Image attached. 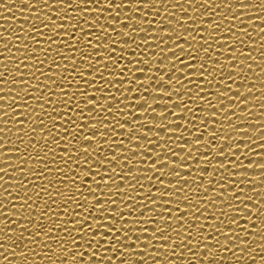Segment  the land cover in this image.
<instances>
[{"label":"bare ground","instance_id":"bare-ground-1","mask_svg":"<svg viewBox=\"0 0 264 264\" xmlns=\"http://www.w3.org/2000/svg\"><path fill=\"white\" fill-rule=\"evenodd\" d=\"M0 2L7 4V9L0 8V60H3V64L0 65V71L4 72V76L0 77V80H6V84H0V88L6 89L3 92H0V96H15L16 99H8V100H0V104L5 105L4 108L0 109V114L5 111H8L10 108H16L17 104H21V108H17V112L24 111L29 113L30 117L27 119L26 117L20 116L17 119L24 120L25 124H19L17 120H14L13 117L16 115L13 113L7 117H2V119H6L9 123L7 125L0 123V128L7 129L5 132H0V136H4L6 140L9 141L7 148H16L18 151L16 152H8L7 155L0 157V168L8 167V172H0V177H3L0 180V237H4V239H0V253H3V256H0V261L3 264H91L90 261L87 262V257L90 253L87 251V246L84 245L83 240L80 239V236H83V239H88L87 229L85 226L84 233H76L73 227L70 224L63 223L66 219L68 220H77L82 217L78 215H74V213H80L82 211L81 208L76 207V201H79L80 204L87 206L85 200L81 199L80 194L76 191V188L73 186L71 188H67L63 183H58L59 180L63 179L64 175H72L77 176L76 178L79 180L80 176L77 172L71 173H63L56 174V176L50 177L52 179L51 184L48 181L43 179H35L31 173L43 172L44 167L43 163L47 162V159L51 157V153L48 152L49 148H56L57 153L62 152L64 149L62 145L65 141H61V146L57 147L54 144H51V141H48L45 144L44 140L41 138L43 136V132L39 130L42 125L41 124H33L32 118L35 120H42L45 123L51 125L53 122L47 115L41 116L39 113L42 111L38 105L43 103L42 100H32L27 104V107L23 104L24 101L19 99L17 92L21 91L23 87L26 85L13 84L12 80H20L21 77L16 76L15 72H27L34 71L31 69V63L34 61L24 60L25 49L23 45L27 44L29 48L31 47H44L48 48V43L42 39V37L36 36L35 32H31L32 28H41L42 23H49L45 21L43 17L45 15L52 16L53 20L56 19L55 12L59 11V7L61 6H52L51 11L48 7H45L43 3H37V0H11V3L8 0H0ZM52 0H49L51 4ZM72 0H68V3H71ZM240 3H244L246 5H253V7L240 8L237 10V5ZM262 0H211L210 5H205L204 0H198L193 5H188L185 3V0H171V4L165 3L159 4L154 3L153 8H144L143 5L140 6V12L137 13L132 11L131 9H117L120 12V19L123 17L127 18V12L131 11L133 17L137 19L151 20L152 24L143 25V27H147L149 29V33H151L152 28H159V22L161 20L164 21V27H171L167 21L173 20V24H183L184 21L179 20L178 18L183 16V19H187L189 16H194L195 20H188V25H193L197 23L200 19H204V23L208 24V22H214L219 24V30L224 29L225 27H230L232 29L231 33H223V35L227 37H222V39L230 40L233 44L236 43L235 36H239L240 40L243 41L241 44L240 41H237V44L233 46L234 49H239V52L233 53V56H239L241 59H246V64L240 65L237 61H233V65L236 68H243L242 72H234L229 71V66L225 64L223 69H220L219 72H223L224 75H232L236 76V79L229 80L228 85H232V88H228L227 85H222L217 82L218 79H222L223 77L219 76V72L217 74V80L212 79L211 76L207 74L208 65L212 66V61H207L208 65L204 71L206 72L205 77L200 78L204 79L205 83L201 85L205 87V92L201 93V96H206L207 99L204 101H200L197 99L196 101H187V95L183 97L185 99V103L189 104V108L185 111L181 108L173 109L171 101H168L169 105H166L161 101L158 105H153V107H158L157 112L163 111V109L167 108L168 111L165 114V117H159L156 113L149 111L147 113L144 112L143 109H137V112L149 123H157L159 124L163 121L165 124L169 119L174 122L181 123L179 127L183 129H175L176 134H166L162 129H155L156 131H160V136L162 139H166V135L169 137L168 144L169 147L173 149V151L180 152L179 155L183 157L185 154L183 150L179 147H176V144H183L186 141L190 143L189 135L190 133H196L197 127L200 129V134L196 138H203L204 140L201 142L202 144H207L209 140H211V144L207 145L209 153L212 156V163L208 165V170H212L216 165L223 162L231 161L232 163L228 165L226 169L216 168V175L212 171L199 173L197 171L198 167H203V165H197L196 162L190 161L188 159L179 160L176 162L177 164H191L184 165V170L174 169L175 171H181V174L186 176L189 179L188 185H185V192H187L192 198L193 203H198L199 201L195 198L199 196L202 202L207 206L206 208H201V213L215 214L220 216V220L216 222L213 226L208 222L204 221V217H200V221H196L195 223H204L205 227L201 229V231L208 237V240H201L200 245L207 244L206 248L197 245L193 247L192 244L187 243L185 241L186 247H172L163 249L160 248L159 245L163 243H170L164 241L154 240L149 233H142L143 236H146L151 243L145 244L143 242L137 241L136 243L133 240L136 237L129 233V236H132L131 239H125L121 241L126 248H128V252H124L120 247L116 248V251L113 252L111 250L112 245H107L103 241L97 243L96 241H92V246L94 250L98 253L97 256L93 257V264H141L139 257L143 256L144 261L143 264H157L159 261H164V264H167L168 261H173L172 264H264V240L260 239L261 236H264V231L257 232L255 229L261 227L264 228V216L261 213H264V169L260 168L258 165L264 164V108L261 105H264V32H261V29L264 28V5H261ZM231 5V7H228ZM259 5L260 11H259ZM97 5H93L92 7H96ZM103 6V3L101 5ZM135 7V5H133ZM187 8L188 11H182L181 9ZM198 8L199 11H193V9ZM153 9H159L155 13L152 14ZM214 9V11H213ZM111 9H107L105 12L96 14V13H88V19L91 21L93 17L97 16V23L104 24L107 27H112V25L107 24V21L110 19H118L115 13L112 15H108L111 12ZM206 12H211L210 16ZM143 13H148V15H143ZM175 15H171V14ZM205 13V16L203 15ZM71 10L63 13V15H71ZM256 17H259L256 19ZM231 18V19H230ZM254 21V22H251ZM62 22V21H61ZM142 25L136 24L135 22H129V30L132 28H139ZM88 27V26H85ZM201 27H205L202 25ZM247 29L246 32H242L243 29ZM48 35H51L50 32L46 28L41 29ZM94 34H98L102 30L93 29ZM127 31V30H125ZM171 31V30H168ZM181 31H183L181 29ZM186 31H191L193 36L203 35L198 34L191 27H186ZM211 31V30H209ZM149 33H140L133 32L132 37H123L124 40L131 41L135 39L137 44L133 45V49H125L124 51L139 52L140 56H142L146 60H151L152 63L150 65H145L143 62L139 65L145 69L143 73H135L137 77L140 79H145V77H153L152 85H133L134 87L148 88L149 90L152 87H161L163 86L166 90H170V86L160 81L156 83L157 73L163 75L166 72V69L160 67L161 64H169L170 57L177 56L180 53V49H176L175 52L168 51L169 48L172 47L170 42V37L163 34V32L157 30L156 33H151L155 36V39L150 41L148 44L139 43L144 39L148 38ZM235 34V35H233ZM77 37L82 36L81 32L76 33ZM120 35L119 28H116L115 32L109 34L110 39H119L117 37ZM184 35L188 36V41L186 43H193L191 41V35L184 33ZM31 36H35L36 39H41V45L34 44L31 39ZM206 39V33L204 35ZM53 39H57V37H53ZM60 39H64L60 37ZM91 39V37H90ZM199 39V37H197ZM71 43V41H69ZM213 43L214 47L217 48L219 59L217 63H224L227 57L230 55L229 50L219 49L223 48L226 45L220 44L217 42ZM7 45V48L4 47ZM118 48V45H113ZM203 43H201V47H204ZM127 47V46H126ZM187 47V45H184ZM55 48V45L52 46ZM83 48V45H81ZM63 51V50H62ZM91 51V50H89ZM119 52V49H117ZM219 51H223L224 53H219ZM250 53L249 56L245 57L242 55L243 53ZM41 60H44L43 70L44 72H48L49 70L53 71V74H57L56 71L58 69L51 68V59H46L43 56V52H38L31 55H38ZM50 57L55 55L54 51H50L48 54ZM80 53H77V57H79ZM101 55L105 57L107 60V53L102 52ZM203 55V53H201ZM215 55V54H214ZM8 57L11 60L7 59ZM155 57L156 59H153ZM254 57L255 59H252ZM140 58L139 56L137 57ZM98 59V58H97ZM175 59L174 57L172 58ZM183 59V57H181ZM22 62V63H21ZM78 62V60L76 61ZM199 62V61H198ZM55 63H60L59 60L55 61ZM65 64H68V67L71 68V61L65 60ZM83 63V61H80ZM92 63L91 58H89V64ZM24 64H30L29 69L24 67ZM251 65V67H248ZM182 66V65H181ZM39 67V65H38ZM129 67H132L131 65ZM87 65H81L80 70L85 72V75L91 79H98L97 74L89 73L85 71ZM149 68H152V71H148ZM175 71V70H174ZM109 73H105L108 75ZM177 76H181V73H175ZM37 76H40V73H36ZM67 76V72L64 73ZM132 76V73L128 74ZM171 75V74H169ZM24 79H29V77H24ZM39 83L40 89L39 92L35 93L36 96L47 94V89L43 88V77H40ZM71 79V77H69ZM164 79L167 80V76H164ZM211 81V83H208ZM73 84H81L79 76H76L75 80L71 81ZM32 84H36L37 81L33 78L31 81ZM45 83H52L51 81H45ZM192 87L191 84L188 85ZM70 87H76V85H71ZM127 87V85H126ZM175 87L183 88L182 84H176ZM220 88V92L228 91L229 98L225 99L222 96H218V100L216 97V89ZM251 88L252 92L247 93L248 89ZM8 89H14V91H8ZM72 89L71 91H74ZM91 92L92 89H86ZM239 90V92L237 91ZM55 91V89H53ZM108 90L106 89L105 92ZM115 91V89H113ZM184 91V89H181ZM240 93H247L246 96H241ZM20 95H23L22 92H19ZM149 96V103H152L151 98L156 97L158 100H167V96H163L162 94H157L155 92L149 91V93H144ZM33 95V88L29 87L28 93L25 94V101H28L30 97ZM96 95L100 96V93H96ZM125 95L131 96L132 93L126 92ZM179 93H173L172 99L180 100L181 97L177 96ZM191 95V94H190ZM236 96H240L236 97ZM43 99V97H40ZM103 97L101 96V99ZM234 98V99H232ZM51 100H55V97H49ZM58 99V98H57ZM63 99H67V97H63ZM77 99H82L77 97ZM120 97H117L119 100ZM248 99V104L241 103L242 100ZM218 101H224V103L220 104V107L217 108L215 105ZM235 104V105H231ZM229 105V111L222 112L221 109L227 107ZM113 105H109L112 107ZM90 108L92 106H89ZM179 107V105H177ZM235 107V108H232ZM49 106L45 105V111L48 110ZM121 108H123V104H121ZM33 110V112H32ZM60 109H57L59 111ZM176 111L178 117L171 115L172 111ZM113 111H116L113 108ZM119 111V110H118ZM213 111L215 117H210L213 115ZM32 112V113H31ZM52 115H59L58 112H52ZM94 115L98 116L100 119H104L105 116L114 115L109 113H101L99 110L94 111ZM125 115V113H121V116ZM192 116H195L196 119L192 120ZM138 114L134 116V119H142ZM230 117V119H229ZM55 123H57V129L60 128V117L56 116ZM76 119V117H73ZM115 119H121L120 117H115ZM151 119L156 120L155 122L151 121ZM203 120H205V125H203ZM211 120H215L210 122ZM79 123H83V121H78ZM107 122V121H105ZM121 122H124L121 120ZM212 123H216L212 125ZM190 125H194L193 127H188ZM229 125H234V127H229ZM34 127L37 129V133L33 135L32 133H28L25 135L24 132H18V129L21 128H30ZM87 125L85 124V128ZM126 127H131L130 125ZM140 132L137 129H134L133 132L129 135H140L142 136L140 144H143L148 139L156 140V137H152L153 133L148 132L149 137L143 136L142 132L147 130H151L153 128L152 125L148 123H142L138 126ZM104 129H94V132L103 131ZM48 131H53L51 126L48 127ZM87 131V129H86ZM117 132H122L123 130L116 128ZM212 131L217 133V138L213 139L210 137ZM84 134H87L86 132ZM184 135L182 139L175 140V136ZM64 135V133H61ZM109 142L112 140H125V149L116 148L115 153L114 150L108 148L105 145L103 151L111 152L117 155V159H120V154L125 151L124 155H127V148H135V142L129 145L128 136H111ZM227 136L228 140L226 142L222 141V137ZM29 137L31 139L29 140ZM58 138V137H55ZM193 140L194 136L191 137ZM250 138V139H249ZM94 139H96L94 137ZM135 139V138H134ZM15 141V143H12ZM174 141V142H173ZM7 142V141H6ZM165 141L157 140V144L149 145V147L153 148L155 151H159V145L163 144ZM3 143V141H0ZM74 144L75 141H72ZM85 143L91 144V141H87ZM223 144V149H227V147L233 145H240V148H235V155H225L223 158H218L216 156V152L219 150V146ZM33 145L34 148H33ZM212 145H217L215 148ZM25 147H27V151L25 152ZM146 147V145H145ZM187 147L191 148L192 145H187ZM196 148L200 149V154L203 156L204 149L201 146L197 145ZM196 148L193 149L190 155H198L196 153ZM6 149L0 148V153H5ZM74 151V149H73ZM91 151V149H90ZM143 151V149H141ZM47 154V155H46ZM83 155V154H82ZM95 155V153H93ZM101 158L104 159L105 156L103 152L100 153ZM138 153L132 152L129 159L137 156ZM144 155H149L147 152H144ZM165 156H169L168 152H164ZM40 158H44L43 161ZM172 159H176V157H171ZM57 159H66V157H57ZM89 159H92L90 156ZM142 159V157H137L135 160L131 161V165H127V161L125 164L124 171H130L134 167L137 168V172L134 174H140V167L142 165L137 164V160ZM156 158L153 157V161ZM165 159H168L165 157ZM7 161L5 164L4 161ZM24 162H23V161ZM107 163V161H105ZM116 161L112 162V165H115ZM252 164V165H249ZM232 165H236L233 167ZM29 166H31L29 168ZM49 167H54V165H49ZM60 167H64L60 165ZM69 167L75 168V165L72 164V161H69ZM79 167L81 169L86 168L87 165L80 164ZM160 167V165H158ZM21 168H29L30 174H25L21 172L19 175H16V172ZM82 171V170H81ZM119 168H117V172ZM165 171V177H162L165 180V184L169 183V180H174L175 177H171V172L168 170ZM222 173V174H221ZM233 173L235 175H233ZM121 175L123 173H120ZM203 175L199 181H193L195 178L198 180L199 175ZM45 175H48L45 172ZM151 175V173H148ZM169 176V177H168ZM113 179H116V175L113 174ZM89 181L90 177L86 178ZM99 179V177H97ZM228 180H232L234 183L229 185L228 188L220 189L223 192V204L219 201L222 199L221 197L215 195L218 186L217 184L227 183ZM20 183L17 184L16 182ZM139 181V183H137ZM79 184V181H76ZM91 184V181L89 182ZM128 183L135 184V188L130 190L127 195L132 196L133 201H125L122 199L123 193L120 196H116L114 194L111 195V199H116L118 201L117 205H112L113 208L125 210L124 205L126 203H132L133 209H135L138 205L144 208L142 213H136L132 211H125L123 215L129 217L131 219L132 216H136L139 218L141 215V219H147L149 216H153L152 219H157V216L162 215V213L157 212L156 216L153 212H147L148 207H153L152 205H148L145 200L143 204H140L141 195H144V191H148L150 186L153 187L152 191L155 192L156 188L162 187L158 184V181L153 178L150 181H144L138 175L136 180L129 181L128 177L125 176L123 181V185ZM198 184H203V187L208 188V192L199 191V192H191L194 188L197 187ZM119 185V186H123ZM143 185V187H142ZM93 188H95L94 184H91ZM181 187H184L181 185ZM45 189V191H40V189ZM243 191H240V190ZM123 190V189H122ZM164 191H172V189H163ZM189 190V191H188ZM102 191L103 188H102ZM232 191H236V196L238 197H251L248 200H237L235 197L231 195ZM27 194L25 195V193ZM67 192L69 196L74 197V199H69L67 203V209H64L65 205L63 201L67 199L65 196H59L57 193ZM52 193V195H49ZM184 193H180L179 195H183ZM84 196H89V193L84 190ZM95 195V193H92ZM105 197L107 198L109 194L105 191ZM151 195V194H149ZM212 195V200H207V196ZM21 196L27 200L25 204L23 201L16 199V197ZM153 199H156L155 196H152ZM55 201V203H54ZM259 201V203H257ZM93 203V197H88L89 206ZM159 203V202H157ZM229 204L238 205L242 211V214L239 215V225L229 224L228 221L237 218V214L233 213L232 209L228 207ZM15 205V206H14ZM245 205H248L245 208ZM107 207V205H105ZM147 206V207H145ZM200 205H197L199 207ZM262 206V207H261ZM94 207V206H93ZM181 209L186 208V205L181 204ZM173 208H175V204H173ZM256 208H260V212H256ZM116 209H112L116 211ZM158 211L161 209H157ZM221 210L223 214H221ZM65 211H67V217H65ZM44 212L47 216L51 217V220H40L41 213ZM12 213V214H9ZM95 214L94 212L92 213ZM85 215H88L87 213ZM191 215V213H190ZM196 215H200V213H196ZM251 216L252 220H248L247 217ZM92 219V217H89ZM118 219V218H117ZM129 221H123V223H127ZM159 223V221L157 220ZM151 223V222H150ZM34 224H42L43 229H37L33 227ZM61 225L60 228H56L55 225ZM95 224V221H94ZM121 222L117 221V227H120ZM22 225H27V227H22ZM248 225V227H245ZM111 226V225H110ZM149 227V231H151L152 225H137L135 227ZM48 227H53L55 230L53 232L47 233L50 239L44 240L41 236H36V232L42 231ZM176 227V225L170 224L168 233L171 234L173 238H175V233H171V228ZM186 227V226H185ZM67 228V231L64 229ZM221 229L220 232H217L216 229ZM229 231L228 236L224 235L225 230ZM194 229H184V231H193ZM102 231V229H101ZM115 231V229H113ZM139 231V228H137ZM181 231L179 235L183 236L186 233ZM247 232L248 235H244ZM23 233V235H21ZM107 235V233H105ZM117 236L120 233H116ZM160 235V233H157ZM35 236V241H30L29 237ZM234 237V239H232ZM228 239L229 243L225 245L223 243L224 239ZM195 239L194 236H190L189 240ZM73 241H76L74 244ZM242 241L246 243H241ZM115 243V241H113ZM195 243V241H193ZM144 249V250H142ZM212 249H215V254L210 257V259H205V257L209 256V253ZM25 253L24 256H20L19 253ZM79 252H83L84 255L82 257H78L77 260L73 261L72 257ZM161 253L160 256L155 255V253ZM196 254V260L192 259V255ZM7 257V260L4 259ZM111 257V259H107ZM166 258V259H165ZM222 258V259H221Z\"/></svg>","mask_w":264,"mask_h":264},{"label":"snow or ice","instance_id":"snow-or-ice-1","mask_svg":"<svg viewBox=\"0 0 264 264\" xmlns=\"http://www.w3.org/2000/svg\"><path fill=\"white\" fill-rule=\"evenodd\" d=\"M11 3V0H8ZM163 4L165 0H72L71 3H68V0H52L51 4L49 0H37V3H43L45 7H48L51 11L52 6H63L59 7V11L55 12L56 19L53 20L52 16L45 15L43 19L48 21L49 23H42L41 28H32L31 32H35L36 36L42 37L45 40L49 47L44 48L43 46L40 48L31 47L27 44L23 45L25 49L24 60H31L34 61L31 63V69L34 71H27V72H15L16 76L21 77L20 80H12L13 84L19 85H26L23 89L19 92H22L23 95H20L17 92L19 99L24 101V105L27 107V104L30 103L33 99L34 100H42L43 103H40L38 107L42 110L39 115L44 116L47 115L53 122L51 125L45 123L42 120H35L32 118V125L33 124H41L42 127L39 129L43 132V136L41 137L45 144L48 141H51V144L56 145L57 147L61 146V141H65L62 145L63 151L57 153L56 148H49L48 152L51 153V157L47 159L46 163H43L44 171L38 173H31L35 179H43L48 181L51 184L52 179L50 177L56 176V174H63L65 172H77L79 173L80 179L78 180L77 176L72 175H64L62 180H59L58 183H63L67 188L75 187L76 191L80 194L81 199L85 200L87 206L82 205L79 201H76V207L81 208L82 211L80 213H74V215H78L82 217L81 219L77 220H68L66 219L63 223L70 224L76 233H84L85 226L87 229L88 239H83V236H80V239L83 240L84 245L87 246V251L90 255L87 257V262L90 261L93 264V257L97 256L98 253L94 250L92 246V241H96L99 243L103 241L107 245H112L111 250L113 252L116 251L117 247L123 249L121 253L123 255L124 252H128V248H126L121 241H124L126 238L132 240L129 236V233H132L136 239L133 240L134 243L137 244V241L143 242L145 244L151 243L147 239L146 236H143L142 233H149L154 240L157 241H164L170 243H163L160 244L159 247L163 249L172 248V247H186L185 241L187 243L192 244L193 247L200 245V241L208 240V237L201 231L205 227L204 223H195L196 221H200V217H204V221L208 222L211 225H215L218 220H220V216L215 214H208L205 215L206 212L201 213V208H206L207 206L202 202L199 196L195 198L199 201L198 203H193L192 198H190L189 194L185 192V185H188L189 179L181 174V171H175L174 169H181L184 170V165H191V164H177L179 160L188 159L190 161H198L196 164L203 165V167H198L197 171L199 173L209 172L212 171L214 173L213 176L216 175V168L226 169L228 165L232 162L227 161L223 162L220 161L218 165H216L212 170H208V165L212 163V156L208 151L207 145L211 144V140L208 141L207 144H202L201 142L204 140L203 138H196L200 134V129L197 127L196 133H190L188 136L190 139V143L187 141L183 144H176V147H179L183 150L185 154L183 157L179 155L180 152L173 151L171 147H169L168 140L169 137L166 135V139H162L160 136V131H156L155 129H162L166 134H176L177 132L175 129H183L179 127L181 123L174 122L171 119L167 121L165 124L161 121L159 124L157 123H149L146 121L138 112L137 109H143L145 113L152 111L156 113L159 117H165L166 112L168 111L167 108L163 109V111L157 112L158 107H153V105H158L163 101L164 104L169 105L168 101H171L172 108H181L184 111L189 108V104L185 103V99L183 97L187 95V101H196L199 99L200 101H204L207 99L206 96H201L202 92H205V87L201 85L205 84L202 83L205 80L200 79L205 77V67L206 64L208 65L207 61H212V66L208 65V72L207 74L212 77V79L217 80V74L220 69L225 67V64L229 66V71L234 72H242L243 68H236L233 65V61H237L240 65L246 64V59H241L239 56H233V53L239 52V49H234L233 46L237 44V41H240L242 44L243 41L240 40L239 36H235L236 43L233 44L230 40L222 39V37H227L223 35V33H231L232 29L230 27H225L222 30H219V24L214 22H208V24L204 23V19H200L197 23L193 25H188V20H195L194 16H189L187 19H183V16L179 17V20L184 21L183 24H178L175 22L173 24V20H168L167 23L171 26L165 28L164 21L161 20L159 24V31L163 32L164 35L170 37V42L172 47L168 49V51L175 52L176 49H180V53L177 56L170 57L169 64H161L160 67L166 69V72L161 75L157 73L158 79H156V83L163 81L167 85L170 86V90H166L163 86L161 87H152L150 90L148 88H141V87H134L133 85H152L153 84V77H145V79H140L135 75V73H143L145 71L144 68L139 67L141 62L145 65H150L152 63L151 60H146L142 56H140L139 52L132 51L127 52L124 51L125 49H133V45L137 44L135 39L131 41L124 40L123 37H132L133 32H140V33H149V29L147 27H143V25L152 24L153 21L151 20H144V19H137L133 17L131 11L127 12V18L124 17L120 19V12L117 9H131L137 13L140 12V6L143 5L144 8H153L154 3ZM198 0H185V3L188 5H193ZM103 3V6H99ZM167 3L171 4V0H167ZM205 5H210L211 0H204ZM93 5H97L96 7H92ZM135 5V7H133ZM261 5H264V0H262ZM259 5V11L260 7ZM231 7V5H228ZM253 7V5H246L244 3H240L237 5V10L240 8H247ZM0 8L7 9V4L0 2ZM107 9H111L112 11L108 13V15H112L115 13L118 19H110L107 21V24L112 25V27H107L104 24L97 23V16L93 17V20L88 19V13H102L105 12ZM71 10V15H63V13L68 12ZM182 11H188L187 8L181 9ZM159 11V9H153L152 14ZM193 11H199L198 8L193 9ZM214 11V9H213ZM261 12V11H260ZM210 16L211 12H206ZM143 15H148V13H143ZM171 15H175L174 13ZM205 16V13L203 14ZM259 17H256L258 19ZM231 19V18H230ZM62 21V22H61ZM129 22H135L136 24L142 25L139 28H132L129 30ZM254 22V21H251ZM205 25V27H201ZM88 26V27H85ZM186 27H191L194 31H196L198 36H193L191 31H186ZM46 28L51 35L46 34L41 29ZM116 28H119L120 35L119 39H110L109 34L115 32ZM93 29L102 30L98 34H94L92 31ZM156 27L151 29V33H156L158 30ZM181 29L183 31H181ZM127 30V31H125ZM171 30V31H168ZM211 30V31H209ZM247 29H243L242 32H246ZM81 32L82 36L77 37L76 33ZM261 32H264V28L261 29ZM149 33L148 38L139 43L148 44L150 41L155 39V36ZM187 33L191 35V41L193 43H186L188 41V36L184 35ZM206 33L207 38H204ZM235 35V34H233ZM31 41L36 45H41V39H36L35 36H31ZM53 37H57V39H53ZM63 37L64 39H60ZM91 37V39H90ZM199 37V39H197ZM264 39V37H262ZM71 41V43H69ZM217 42L220 44H225L226 46L219 49L227 48L229 50L228 53L230 55L227 57L224 63H217V60L220 56H218L217 48L214 47L213 43ZM201 43L205 45L201 47ZM55 45V48L52 46ZM83 45V48H81ZM113 45H118L114 47ZM187 45V47H184ZM127 46V47H126ZM7 48V45H4ZM264 47V45H261ZM119 49V52L117 51ZM63 50V51H62ZM91 50V51H89ZM54 51V56H49V52ZM38 52H43V56L46 59H51V68L58 69L57 74H53V71L49 70L48 72H44L43 65L44 60H41L38 55H31ZM107 53V60L105 57L101 55V53ZM77 53H80L79 57H77ZM203 53V55H201ZM219 53H224L223 51H219ZM215 54V55H214ZM0 55H3L0 53ZM242 55L245 57L249 56L250 53L245 52ZM140 57L139 59L137 57ZM264 56V53H262ZM183 57V59H181ZM89 58H91L92 63L89 64ZM98 58V59H97ZM7 59L11 60L10 57ZM153 59H156L153 57ZM252 59H255L252 57ZM59 60L60 63H55V61ZM65 60L71 61V68L68 67V64H65ZM78 60V62H76ZM83 61V63H80ZM199 61V62H198ZM4 62L0 60V65ZM22 63V62H21ZM39 65V67H38ZM81 65H87L85 71L89 73L97 74L98 79H89L88 76L85 75L84 71L80 70ZM132 67H129V66ZM182 65V66H181ZM30 64H24L26 69H29ZM251 67V65H248ZM175 70V71H174ZM148 71H152V68H149ZM264 71V69H262ZM39 72L40 76H37L36 73ZM67 72V76L64 73ZM109 73L105 75V73ZM132 73V76L128 74ZM175 73H181V76H177ZM171 74V75H169ZM4 76V72L0 71V77ZM76 76H79L80 80L82 81L81 84H73L71 81L75 80ZM164 76H167V80L164 79ZM219 76L223 77L222 79H218L217 82L222 85H227L228 88H232V85H228L229 80L236 79V76L232 75H224L223 72H219ZM24 77H29V79H24ZM40 77H43V88L47 89V94L36 96L35 93L39 92L38 90L41 88L39 81L41 80ZM71 77V79H69ZM37 81L36 84H32V79ZM45 81H51L52 83H45ZM6 80H0V84H6ZM211 83V81H208ZM176 84H182L183 88L175 87ZM191 84L192 87L188 85ZM71 85H76V87H70ZM127 85V87H126ZM29 87L33 88V95L30 97L28 101H25V94L28 93ZM92 89L91 92L87 91L86 89ZM55 89V91H53ZM75 89L74 91H71ZM108 90L105 92V90ZM115 89V91H113ZM184 89V91H181ZM220 88L216 89V97L218 100V96H222L225 99L229 98L228 91L220 92ZM6 89L0 88V92L5 91ZM8 91H14V89H8ZM155 92L157 94H162L163 96H167V100H158L156 97H152V103H149V96L145 95L144 93ZM239 92V90H237ZM126 92L132 93L131 96L125 95ZM252 92L251 88L248 89L247 93ZM96 93H100L101 95L98 96ZM173 93H179L180 100L172 99ZM247 93H240L241 96H246ZM191 94V95H190ZM43 97L41 99L40 97ZM101 96L103 97L101 99ZM49 97H55V100L49 99ZM63 97H67V99H63ZM80 97L82 99H77ZM117 97H120L117 100ZM239 97L240 96H236ZM58 98V99H57ZM12 99L15 100L16 97H8V96H0V100H8ZM234 99V98H232ZM248 99H244L241 101L243 104H248ZM224 103V101H218L215 107L219 108L220 104ZM113 105L109 107V105ZM121 104H123V108H121ZM45 105H48V110L45 111ZM179 105V107H177ZM235 105V104H231ZM89 106H92L91 108ZM237 106V105H235ZM5 105L0 104V109L4 108ZM264 108V105H261ZM17 108H21V104H17L16 108H10L8 111L3 112L0 114L2 117H7L15 113L16 115L13 117L14 120H17L19 124H25L24 120L17 119L20 116L26 117L29 119V113L24 111L17 112ZM113 108L116 111H113ZM235 108V107H232ZM57 109H60L57 111ZM229 105L227 107L221 109L222 112L229 111ZM99 110L101 113H109L114 115L105 116L104 119H100L98 116L94 115V111ZM119 110V111H118ZM33 112V110H32ZM31 112V113H32ZM52 112H58L59 115H52ZM125 113V115L121 116V113ZM213 115L210 117H215V111L212 112ZM139 115L142 119H134L135 115ZM171 115L178 117L176 111H172ZM56 116L60 117V128L57 129V121L55 119ZM76 117V119H73ZM115 117H120L121 119H115ZM192 120H195L196 117L192 116ZM230 119V117H229ZM123 120L124 122H121ZM78 121H83V123H79ZM107 121V122H105ZM151 121L155 122L156 120L151 119ZM215 121L211 120L210 122ZM0 123L7 125L9 122L6 119L0 118ZM142 123H148L153 126L151 130H147L142 132L143 136L149 137L148 132H152L153 136L156 137V140L148 139L143 144H140L142 136L140 135H129L133 132L134 129H137L140 132L138 126ZM85 124L87 127L85 128ZM216 123H212L215 125ZM130 125L131 127H126ZM203 125H205V120H203ZM51 126L53 131H48V127ZM194 125H190L188 127H193ZM229 127H234V125H229ZM116 128L123 130L122 132H117ZM87 129V131H86ZM94 129H104L103 131L94 132ZM7 129L0 128V132H5ZM18 132H24L25 135L28 133H32L35 135L37 133V129L33 126L30 128H21L17 130ZM87 134H84V133ZM64 133V135H61ZM109 133L111 136L119 137V136H128L129 142L128 144L131 145L135 142V148H127V155H124L125 151L120 154V159H117V155L111 152H104L103 149L105 145L108 148L114 150L116 148L125 149V140H110ZM141 133V132H140ZM184 135L175 136V140L182 139ZM194 136L195 139L193 140L191 137ZM58 137V138H55ZM94 137L96 139H94ZM210 137L213 139L217 138V133L212 131ZM135 138V139H134ZM31 137H29V140ZM250 139V138H249ZM157 140L165 141L163 144L159 145V151H155L153 148L149 147V145L157 144ZM228 140L227 136L222 137V141L226 142ZM0 148L6 149L5 153H0V157L7 155L8 152H16L18 149L16 148H7L9 141L5 139L4 136H0ZM7 141V142H6ZM72 141H75L73 144ZM87 141H91V144L85 143ZM174 142V141H173ZM15 143V141H12ZM146 145V147H145ZM187 145H192L191 148L187 147ZM199 145L204 150L203 156L200 154V149L196 148ZM35 145H33L34 148ZM217 145H212L215 148ZM196 148V153L198 155H190L193 149ZM235 148H240V145H233L227 147L226 151L223 149V144L219 146L218 152H216V156L218 158H223L225 155H235ZM74 149V151H73ZM91 149V151H90ZM143 149V151H141ZM25 152L27 151V147H25ZM168 152L170 155L165 156L164 152ZM103 152L105 156L104 159L101 158L100 153ZM132 152L138 153L137 156L132 157L129 159L128 157L131 156ZM144 152H147L149 155H144ZM95 153V155H93ZM83 154V155H82ZM47 155V154H46ZM66 157V159H57V157ZM92 159H89V157ZM137 157H142V159L137 160V164L142 165L140 167V174H134L137 172V168L134 167L132 170L125 172L124 169L127 165H131V161L135 160ZM153 157L156 159L153 161ZM167 157L168 159H165ZM171 157H176V159H172ZM42 161L44 158H40ZM23 161V160H22ZM69 161H72V164L75 165V168L69 167ZM107 161V163H105ZM116 161L115 165H112V162ZM127 161V165L125 164ZM5 164L7 161H4ZM24 162V161H23ZM87 165L86 168L81 169L79 167L80 164ZM49 165H54V167H49ZM63 165L64 167H60ZM160 165V167H158ZM252 165V164H249ZM236 167V165H232ZM260 168L264 169V164L258 165ZM31 166H29L30 168ZM29 168H21L16 172V175H19L21 172L25 174H30ZM117 168L119 171L117 172ZM82 170V171H81ZM168 170L171 172V177H175L174 180H169L168 184H165V180L162 177H165V171ZM8 167L0 168V172H8ZM45 172L48 175H45ZM120 173H123L122 175ZM151 173V175H148ZM113 174L116 175V179H113ZM222 174V173H221ZM140 176L144 181H150L155 178L158 181V184L162 187L156 188L155 192L152 191L153 187L150 186L148 191H144V195H141L140 204L146 200L148 205H152L153 207H148L147 212H153L156 216L157 212L162 213V215L157 216V219H152L153 216L147 217V219H141L144 215H141L139 218L136 216H132L131 219L123 215L125 211H132L136 213H142L144 208L141 206H137L135 209L132 207V203H126L124 205L125 210H120L113 208L112 205H117L118 201L116 199H111V195L114 194L116 196H120L122 193L124 194L122 199L125 201H133L132 196H128L127 193L130 190L135 188V184L128 183L123 185V181L125 176L128 177L129 181L136 180L137 176ZM233 175H235L233 173ZM91 178V184L95 185V188L91 186L89 183L90 181L86 178ZM99 177V179H97ZM169 177V176H168ZM204 176L201 174L198 177V180L195 178L193 181H199ZM3 177H0L2 180ZM76 181L80 183L77 184ZM17 184L20 182L17 181ZM139 183V181H137ZM234 182L232 180H228L227 183L224 184H217L218 190L215 195L221 197L219 201L223 204V192L220 191L222 188H228L229 185H232ZM123 185V186H119ZM183 185L184 187H181ZM3 187V185H0ZM143 187V185H142ZM102 188L104 191H102ZM172 189V191H164L163 189ZM123 189V190H122ZM86 190L89 193V196L93 197V203L89 206L88 204V197L84 196L83 191ZM208 192V188L203 187V184H198L196 188H194L191 192H199V191ZM40 191H45V189H40ZM105 191L109 194L106 198L104 193ZM189 191V190H188ZM240 191H243L242 189ZM95 193V195H92ZM180 193H184L183 195H179ZM27 192L25 193V195ZM151 194V195H149ZM52 195V193H49ZM59 196H65L67 199L63 201L65 207L67 209V203L69 199H74L68 195L67 192L64 193H57ZM231 195L235 197L237 200L243 199L248 200L251 197H238L236 196V191H232ZM152 196H155L156 199H153ZM16 199L23 201L25 204L27 200L24 197L18 196ZM207 200H212V195L207 196ZM159 202V203H157ZM55 203V201H54ZM259 203V201H257ZM173 204H175V208H173ZM186 205L187 207L181 209L180 205ZM107 205V207L105 206ZM197 205H200L197 207ZM15 206V205H14ZM94 206V207H93ZM147 207V206H145ZM229 208H231L233 213L237 214V218L228 221L229 224H236L239 225V215L242 214L241 209L238 205L229 204ZM248 205H245L247 208ZM262 207V206H261ZM112 209H116L113 211ZM161 209V210H157ZM95 213L94 215L92 213ZM256 212H260V208H256ZM67 211H65V217H67ZM88 215H85V214ZM191 213V215H190ZM196 213H200V215H196ZM12 214V213H9ZM221 214L223 211L221 210ZM264 216V213H261ZM40 216V220H51V217L47 216L46 213L42 212ZM92 217V219H89ZM118 218V219H117ZM248 220H252V217H247ZM129 221L127 223H123V221ZM159 221V223L157 222ZM95 221V224H94ZM117 221H120V227H117ZM151 222V223H150ZM170 224L176 225V227L171 228V233H175V238L171 234L168 233ZM111 225V226H110ZM137 225H152L151 231H149V227H135ZM186 226V227H185ZM22 227H27V225H22ZM33 227L37 229H43L42 224H34ZM56 228H60L61 225L56 224ZM248 227V225H245ZM139 228V231H137ZM194 229L193 231H184V229ZM102 229V231H101ZM115 229V231H113ZM55 229L53 227H48L42 231H37L36 236H41L42 239L47 240L50 237L47 233L53 232ZM67 231V228L64 229ZM184 231L186 234L181 236L179 233ZM217 232H220L221 229L217 228ZM230 230H225L224 235L227 237ZM257 232L264 231V228L261 227L255 229ZM107 233V235L105 234ZM116 233H120L119 236ZM160 233V235H157ZM23 235V233H21ZM244 235H248L247 232ZM190 236H194L195 239L189 240ZM0 239H4V237H0ZM234 239V237H232ZM260 239L264 240V236H261ZM30 241H35V236L29 237ZM115 241V243H113ZM195 241V243H193ZM75 244L76 241H73ZM223 243L227 245L229 240L226 238L224 239ZM241 243H246L242 241ZM138 245V244H137ZM139 246V245H138ZM203 248L207 247V244L200 245ZM2 247V246H0ZM264 248V246H262ZM144 250V249H142ZM25 253H19L20 256H24ZM215 254V249H212L209 253L208 257L205 259H210L212 255ZM84 255L83 252H79L72 257V260H77L78 257H82ZM155 255L160 256L161 253L157 252ZM0 256H3V253H0ZM7 260V257H4ZM107 259H111L108 257ZM166 259V258H165ZM192 259L196 260V254L192 255ZM222 259V258H221ZM141 264H143L144 257H139ZM173 261H168L167 264H172ZM0 264H3L0 261ZM84 264V262H82ZM157 264H164V261H159Z\"/></svg>","mask_w":264,"mask_h":264}]
</instances>
